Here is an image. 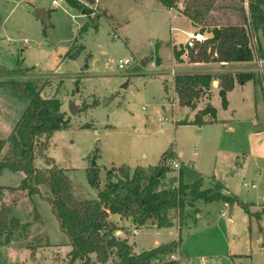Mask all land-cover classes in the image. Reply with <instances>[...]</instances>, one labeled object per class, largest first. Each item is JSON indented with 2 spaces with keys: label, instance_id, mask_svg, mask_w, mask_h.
Segmentation results:
<instances>
[{
  "label": "rangeland",
  "instance_id": "374dc122",
  "mask_svg": "<svg viewBox=\"0 0 264 264\" xmlns=\"http://www.w3.org/2000/svg\"><path fill=\"white\" fill-rule=\"evenodd\" d=\"M52 2L0 0V69L12 72L0 73V82L32 81L42 98L60 101L70 127L53 133L46 154L67 171L76 198L89 199L96 193L87 183L90 163L99 170L97 188H102L109 170L121 165L153 168L160 164L163 148L173 145L184 151L179 162L183 183L197 181L199 170L203 187L215 188L217 182L212 178H219L240 201L264 205V105L260 101L255 106L251 85L231 95V109L222 107L216 91L203 102L215 109L217 122L202 127L187 123L194 112L173 99V54L165 40L169 28L165 13L152 12L149 3L101 0L93 9L97 8L100 16L101 7L105 8L109 18L101 17L94 29L89 24L93 14L88 18L66 8L63 0L59 6ZM235 4L244 6L240 0ZM39 9L48 13L49 26L35 17ZM254 35L258 57L264 42L260 34ZM157 56L162 60L161 70L156 68ZM126 58L134 62L119 68ZM256 72L264 76L263 71ZM93 102L96 104L87 109ZM71 103L78 110L74 115L69 111ZM24 109L23 102L0 88V140H7ZM11 155L8 143L0 146V162ZM175 160L174 155L164 164ZM229 169L231 174L225 177ZM169 171L161 184L166 188L180 172ZM23 178L22 172L5 170L0 174V207L10 206L22 223L30 224L28 230L15 232L10 243L0 247V264H71L68 238L60 231L50 204L38 196L7 189L17 187ZM252 184L256 188H251ZM41 191L50 194L45 187ZM223 202L196 201L185 208L187 213L184 210L180 220L174 212V224L183 226L181 230L173 226L155 235L151 228L144 229L136 248L151 245L153 237L181 240L187 256L179 264H264V251L257 243L259 227L251 223L249 229L248 216L237 205L232 206V221L227 223L221 216ZM35 214L41 222H34ZM177 252L172 255L176 259L183 255ZM244 252L250 257L237 256Z\"/></svg>",
  "mask_w": 264,
  "mask_h": 264
},
{
  "label": "trees",
  "instance_id": "16d2710c",
  "mask_svg": "<svg viewBox=\"0 0 264 264\" xmlns=\"http://www.w3.org/2000/svg\"><path fill=\"white\" fill-rule=\"evenodd\" d=\"M157 1L166 9L180 11L193 24L199 25L202 33L206 28L212 27L211 38L186 49L189 63L264 60V48L259 47L256 57L249 48L246 32L249 27L253 33L260 34L264 42V0H240L241 4L247 2V13L243 5L237 7L235 0ZM65 2L81 15L89 18L93 14L94 18H89V24L94 29H97L101 17H107L105 13L97 15V8L91 7L93 0ZM226 10L235 11L240 16L241 23H232L230 19L218 15H224ZM213 12L217 13L216 16ZM86 26L82 28L83 32L86 31ZM79 53L80 51L77 55L69 56V59L74 60ZM183 53L182 48L174 49L173 54L177 62H180ZM0 73L12 72L0 69ZM248 81L262 82L254 72L177 74L174 77V91L181 108L194 110L201 98H210L212 85L218 82V95L222 107L226 109L227 93L232 91L235 83L244 84ZM0 88L6 89L13 98L25 105L7 140H0V146L8 143L12 149L11 157L0 162V174L5 170L22 172L24 178L20 184L7 189L26 192L29 197L38 196L50 204L60 231L68 238L71 247L68 258L71 264H179V261L186 257L180 250L181 240L160 244L134 254L127 240L116 235L119 228L108 220L109 213L124 219L130 218L137 227L155 225L157 228H163L173 225L174 212L179 214L180 220L185 208L193 207L196 201L234 203L232 198L222 194L220 184L208 189L202 188L201 179L192 184H184L181 171L178 173L179 183L176 188L162 186L165 174L170 172V164L164 163L173 157L171 148L162 154L160 164L153 168L136 167L131 171L127 165H121L109 170L96 199H78L72 192V182L67 171L57 166L46 154L53 133L70 127L69 119L61 112L60 101L55 98H42L32 81L0 82ZM95 104L96 102L91 103L87 109ZM215 117V109L206 104L195 114L190 124L202 127L215 122ZM37 160L42 164H36ZM86 178L91 188H97L100 177L94 163L87 167ZM42 187L50 194L43 195ZM240 206L245 213H249L247 205L240 203ZM34 222H41L37 214ZM29 227V223H22L12 213L10 206L0 207V240H3L0 247L10 243L15 232L26 231ZM178 250L183 255H179L177 260L168 258L178 253Z\"/></svg>",
  "mask_w": 264,
  "mask_h": 264
},
{
  "label": "crops",
  "instance_id": "0c3cea01",
  "mask_svg": "<svg viewBox=\"0 0 264 264\" xmlns=\"http://www.w3.org/2000/svg\"><path fill=\"white\" fill-rule=\"evenodd\" d=\"M53 1H56V0H53ZM63 1H64L66 8L71 10L72 8L66 4L65 0H63ZM132 1L141 2V3H149V5H151L153 8L152 12L160 13V14L165 13L169 17V21H168L169 22V24H168L169 28H168L165 40H167V43L169 44L170 49H172V54L174 52V49L180 50L182 48L184 50L183 55L180 56V62H177L175 60V57L173 54L174 71L171 72L172 89H173V99H176L177 103H178V99H177V95L174 91V77L177 74H206V73H208V74H220V73L236 74V73H240V72H254L257 76H259L261 78L262 82L258 83L257 81H248L244 84L235 83L232 91L227 93L226 110L231 109V103H230L231 95H233L234 93H238L240 91L239 89H241V92H243V89L246 85H251L253 87L255 106H257L260 103V101H262V103L264 105V76L262 74L256 72V71H261V72L263 71L264 72V68H263L264 67V60L254 59L253 61H249V62H229V63H189L187 56H186V50L184 49V44L187 41V39L191 36V34L194 33L197 29H199L201 27L199 25L193 24L188 18L183 16L180 13V11H178L176 9L164 8L157 0H132ZM53 4L55 6H59L60 0H58L57 3H53ZM101 8H102V12L105 13L106 15H108L106 12V9L103 7H101ZM213 14L216 15L217 13L213 12ZM218 15L220 17H223L224 19H226V18L230 19V21L232 23H241L240 16L237 15V13L233 10H226L224 12V15H222L221 13H218ZM111 19H113V18L111 17ZM211 29H212V27H210L209 29L206 28V30L204 31V33L206 34V36H205L206 39L211 38L213 36L212 33L210 32ZM83 47H85V46L83 45ZM158 61H159V63L156 64V68L161 70V68H162L161 58L158 57ZM164 82H166V80H164ZM214 83L218 84V82H214ZM164 89H165V91L167 90L166 84L164 85ZM215 91L218 93V91H219L218 85H217V87L212 85V88L210 90V97ZM209 99H206L205 97L200 99L199 103H197L196 108L194 110H192L194 112V116L199 110H202L205 107L203 102L206 103ZM233 112H235L234 109H233ZM193 119H194V117H193ZM193 119H191L190 121H187V123H191L193 121ZM215 122H217L216 117H215ZM168 148L172 149L173 156L175 155L178 158L179 162H180V160H182V158H184V151L182 149H178V151H177V149L173 145H171V146L166 145L163 148L162 152L166 151ZM161 154H163V153H161ZM187 162L189 164L191 163L190 161H187ZM129 168L131 171H133L136 167H129ZM180 171L182 173V178H183L182 169ZM230 171H231V169H229L227 171L225 170L224 176L228 177L231 174ZM196 174H197V176H200L199 179H201L203 181V177H201V173L199 170L196 172ZM174 176H176V175H174ZM199 179H197V181ZM212 180L217 182V184H220L222 186V191L225 192L226 195H228L229 197H231L234 200V203L228 204V207H225L224 206L225 202H223V209L221 212V216L226 219L227 223H231L232 220L230 218V214L232 212L231 211L232 206L237 205V206L241 207L240 203L247 205L249 213L247 214V213H245L244 210L243 211L248 216V221H249L248 227H249V229H251L250 228L251 223L252 224L256 223V225L259 227L257 243L261 246L262 250L264 251V245H263V243H264V230L262 228V227H264V223H263V221H264V205L261 204L260 206H257V205H255L256 203H254V202L240 201L239 199H237L235 196L232 195V193L229 191V189L226 187V185L223 184V182L219 178L217 179V178L213 177ZM252 185H254L255 186L254 188H256L255 184H252ZM202 188L208 189L211 187H209V186L207 188L205 186L203 187V182H202ZM100 189H101V186H100V188H96L95 189V192H96L95 195L91 196V198H89V199H96L97 194H98ZM263 199H264V197H263ZM186 209H187V207H186ZM186 209H185V211L187 213L188 209L187 210ZM194 211H195L196 219L201 218V214L198 213L200 210L197 209ZM226 212L228 214L227 217L222 215L223 213H226ZM108 220L119 228V230L116 232V235L120 238L127 240L128 244L132 247V251L134 254H139L142 251L152 249L154 247H157L160 244L171 242V241H160L156 237H153L152 241L150 243L151 245L137 249L136 245L138 242V237L144 229L151 228V230L155 231V235H160V233H162L166 229L168 230L169 228H171L173 226H176V228L178 230H181L183 227L180 224H178V226L176 224H174L175 219L173 220V225L171 227L157 228L155 225H147V226L137 227L132 222V220L130 218L124 219L117 214H111V213H109V215H108ZM183 225H184V223H183ZM184 227H186V226H184ZM243 234H246V233L244 232ZM172 241H174V240H172ZM180 250L185 253V251L182 248H180ZM185 255H186V253H185ZM237 256L245 257V258L250 257L245 252L240 253Z\"/></svg>",
  "mask_w": 264,
  "mask_h": 264
},
{
  "label": "built area",
  "instance_id": "2783aa9c",
  "mask_svg": "<svg viewBox=\"0 0 264 264\" xmlns=\"http://www.w3.org/2000/svg\"><path fill=\"white\" fill-rule=\"evenodd\" d=\"M57 2H58V0L53 1V3H57ZM93 2H94V4H93V6H91L92 8L97 7L100 0H93ZM244 8H245L246 13H247V2L244 3ZM246 32H247V36H248V40H249V48L255 54L254 49H255L256 43H257L256 37H255L253 31L249 27L247 28ZM205 39H206L205 35L203 33H201L200 31L194 32L191 34V36L185 42L184 49L186 50L187 48H192V47H194V45L196 43L203 42ZM133 62H134L133 58H126L125 60L119 62L118 67L121 69H124L125 67L131 65ZM163 120L166 121L167 118H164ZM170 169L173 171L174 170H176V171L181 170V165H180L179 161L178 160L173 161L172 164L170 165ZM178 183H179V181H178V176H177V180H175L170 185V187L176 188L178 186ZM244 185L247 186L246 184H244ZM254 187H255L254 185H251V188H254ZM224 206L228 207V203L225 202ZM222 215L227 217L228 214L226 212V213H223ZM171 257H174V256H171ZM177 259L175 257L173 258V260H177Z\"/></svg>",
  "mask_w": 264,
  "mask_h": 264
},
{
  "label": "water",
  "instance_id": "95a60500",
  "mask_svg": "<svg viewBox=\"0 0 264 264\" xmlns=\"http://www.w3.org/2000/svg\"><path fill=\"white\" fill-rule=\"evenodd\" d=\"M35 17L38 20L42 21L45 24V26H49V15L43 9L37 10L35 13ZM213 85L217 87L218 84L214 83ZM107 102H108V100L105 99L104 104H106ZM69 111H70V114H72V115H74L78 112V110L74 107V105L72 103L69 106Z\"/></svg>",
  "mask_w": 264,
  "mask_h": 264
}]
</instances>
